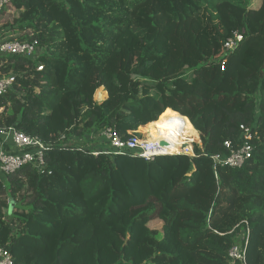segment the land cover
Here are the masks:
<instances>
[{
  "label": "trees",
  "instance_id": "1",
  "mask_svg": "<svg viewBox=\"0 0 264 264\" xmlns=\"http://www.w3.org/2000/svg\"><path fill=\"white\" fill-rule=\"evenodd\" d=\"M9 12L0 43L45 53L3 58L16 82L0 128L48 146L43 172L0 175V246L14 264H244L229 253L245 222L246 264H264V0H13L0 20ZM149 125L177 137L172 154L199 137L195 157L59 142ZM241 137L252 158L216 176L211 157Z\"/></svg>",
  "mask_w": 264,
  "mask_h": 264
},
{
  "label": "built area",
  "instance_id": "2",
  "mask_svg": "<svg viewBox=\"0 0 264 264\" xmlns=\"http://www.w3.org/2000/svg\"><path fill=\"white\" fill-rule=\"evenodd\" d=\"M12 1L13 0H0V15L7 6H10ZM242 39V35L235 33L234 37L227 41L225 45L226 50L228 52L234 51ZM44 53L45 50L38 47L36 44L21 43L18 41L0 43V55L4 58L21 56L37 60L41 55H44ZM1 64L2 63H0V66ZM38 69L39 71H42L43 66L39 64ZM15 82V75L6 76L0 74V96L12 91ZM101 89H104V87ZM105 92L106 90L104 93ZM105 94L107 99L108 93L106 92ZM242 129L244 130V127H242ZM94 141L103 146H107V149L99 150V147L93 143ZM59 142H67V144L90 149L94 156H116L123 153H131L145 159L146 161H153L159 156L173 155L171 153H163L162 149L164 148L161 146V143H155L151 141L150 138H145L142 137V135L137 134V132L130 133L128 139H122L121 136L111 128L104 129L97 136H91L90 139L88 138V135L82 138L77 136H63ZM225 146L230 150V155H216L211 157L214 162L216 176L218 166L229 165L234 168H239L252 158L254 151L252 145L246 141L245 137H241V142L235 149L230 141L226 142ZM47 149L48 146L42 139L29 136L26 133L19 131L15 126L0 128V175L15 173L26 166H32L38 173L43 172L46 168L45 154ZM179 154L195 157L193 148H191V150L186 148V150L174 155ZM245 225L247 226V230L242 238L244 239L242 240L244 244L235 245L229 253L230 258L233 261H241L244 264H246V251L250 236V230L248 228L249 223L245 222ZM0 264H14L11 255L1 246Z\"/></svg>",
  "mask_w": 264,
  "mask_h": 264
},
{
  "label": "rangeland",
  "instance_id": "3",
  "mask_svg": "<svg viewBox=\"0 0 264 264\" xmlns=\"http://www.w3.org/2000/svg\"><path fill=\"white\" fill-rule=\"evenodd\" d=\"M246 1V0H245ZM249 0H247V2H248ZM13 12H9L7 15H5V17H3L1 20H0V25H3V24H7V22L8 21H11V14H12ZM3 56H1L0 55V63H2L3 62ZM2 60V61H1ZM104 89H101L100 91H98L99 93H96V96H95V99H96V101L97 102H99V103H101L103 100H105L106 99V92L104 93ZM155 126V125H154ZM148 127V126H147ZM147 127H146V129H145V132H144V130L142 129L143 127H141L139 130H138V132H137V134H139V135H142V137H145V138H150L151 139V141H153V142H158V143H160V142H167L168 144H169V146L170 145H172V144H175L177 141H178V139H177V137L175 136V135H173L171 132H169V131H165V130H160V129H158L156 126V133H153V132H151V131H148V129H147ZM97 136V135H96ZM88 138L90 139L91 138V136L90 135H88ZM192 140V139H191ZM198 142H199V137L197 138V139H194V141L192 140V144H191V146H192V148L194 149V145L195 144H198ZM96 146H98L99 147V150H105V149H107V146H103V145H101L100 143H98V142H96V141H94L93 142ZM168 146V147H169ZM168 147H166L165 149H162V150H165V151H167V152H169L170 153V151H171V149L170 148H168ZM186 148H188V146L186 145L185 147H184V150H186ZM2 179H4L3 177H1ZM14 210V204H13V202H12V204H11V206L9 207V208H7L6 210H5V214H6V216L8 217L9 215H11V213H12V211ZM8 220H9V217H8Z\"/></svg>",
  "mask_w": 264,
  "mask_h": 264
},
{
  "label": "bare ground",
  "instance_id": "4",
  "mask_svg": "<svg viewBox=\"0 0 264 264\" xmlns=\"http://www.w3.org/2000/svg\"><path fill=\"white\" fill-rule=\"evenodd\" d=\"M147 129H148V131H151V132H153V133H156V127L154 126V125H149L148 127H147ZM164 142V141H163ZM161 143V142H160ZM167 143V142H166ZM169 146V144L167 143V145L165 146V147H163L164 149L166 148V147H168ZM163 151V153H169V152H167V151H165V150H162ZM170 153L172 154V153H175V151H170ZM169 153V154H170ZM174 155V154H173Z\"/></svg>",
  "mask_w": 264,
  "mask_h": 264
},
{
  "label": "water",
  "instance_id": "5",
  "mask_svg": "<svg viewBox=\"0 0 264 264\" xmlns=\"http://www.w3.org/2000/svg\"><path fill=\"white\" fill-rule=\"evenodd\" d=\"M167 145V143L166 142H161V146L162 147H165ZM179 155H183V154H179ZM185 155V154H184Z\"/></svg>",
  "mask_w": 264,
  "mask_h": 264
},
{
  "label": "crops",
  "instance_id": "6",
  "mask_svg": "<svg viewBox=\"0 0 264 264\" xmlns=\"http://www.w3.org/2000/svg\"><path fill=\"white\" fill-rule=\"evenodd\" d=\"M2 61V60H1ZM170 110V109H169Z\"/></svg>",
  "mask_w": 264,
  "mask_h": 264
}]
</instances>
